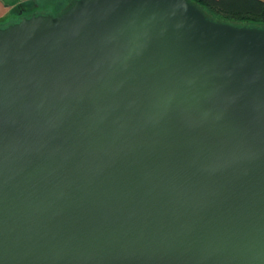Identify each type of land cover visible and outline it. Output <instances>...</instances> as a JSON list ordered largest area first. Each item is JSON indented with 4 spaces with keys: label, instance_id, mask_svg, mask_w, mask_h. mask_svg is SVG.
<instances>
[{
    "label": "water",
    "instance_id": "obj_1",
    "mask_svg": "<svg viewBox=\"0 0 264 264\" xmlns=\"http://www.w3.org/2000/svg\"><path fill=\"white\" fill-rule=\"evenodd\" d=\"M0 264H264V26L190 0L0 25Z\"/></svg>",
    "mask_w": 264,
    "mask_h": 264
},
{
    "label": "trees",
    "instance_id": "obj_2",
    "mask_svg": "<svg viewBox=\"0 0 264 264\" xmlns=\"http://www.w3.org/2000/svg\"><path fill=\"white\" fill-rule=\"evenodd\" d=\"M71 1V0H70ZM201 6L205 14L213 19L233 24H250L264 26V0H190ZM16 15L29 16L39 13L35 3L28 1L15 6ZM57 13V12H56ZM18 18H16L17 20ZM3 23L0 20V25ZM5 24V23H4Z\"/></svg>",
    "mask_w": 264,
    "mask_h": 264
},
{
    "label": "crops",
    "instance_id": "obj_3",
    "mask_svg": "<svg viewBox=\"0 0 264 264\" xmlns=\"http://www.w3.org/2000/svg\"><path fill=\"white\" fill-rule=\"evenodd\" d=\"M33 1L38 11L41 12H55L65 0H0V20L1 22L8 23L16 20V15L12 9L22 3ZM59 2V3H58Z\"/></svg>",
    "mask_w": 264,
    "mask_h": 264
},
{
    "label": "rangeland",
    "instance_id": "obj_4",
    "mask_svg": "<svg viewBox=\"0 0 264 264\" xmlns=\"http://www.w3.org/2000/svg\"><path fill=\"white\" fill-rule=\"evenodd\" d=\"M70 2V0H65L64 1V3L61 5V6H57L56 8H58L57 9V11H55V12H51V13H56V12H59V11H61L64 7H66L67 5H68V3ZM59 3V2H58ZM41 11H39V13H40ZM49 12V11H48ZM17 18L19 17V16H16Z\"/></svg>",
    "mask_w": 264,
    "mask_h": 264
}]
</instances>
